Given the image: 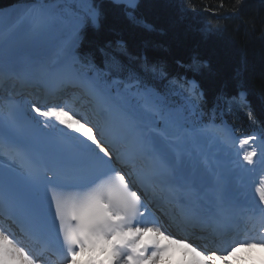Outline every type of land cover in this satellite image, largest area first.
Returning a JSON list of instances; mask_svg holds the SVG:
<instances>
[{"label": "snow or ice", "instance_id": "6c2138e0", "mask_svg": "<svg viewBox=\"0 0 264 264\" xmlns=\"http://www.w3.org/2000/svg\"><path fill=\"white\" fill-rule=\"evenodd\" d=\"M112 3L136 19L137 0ZM104 17L97 0L15 9L10 22L48 49L23 76L3 55L10 35L0 33V79L15 74L43 93L25 106L0 102V155L9 160L0 166V264H172L177 253L184 264H230L238 252L264 251V183L252 201L235 186L264 170V139L245 136L249 150L229 162L227 133L214 122L196 126L197 98L174 108L116 58L113 48L126 42L82 52ZM69 91L79 92L83 111L64 99ZM208 141L218 154L204 151ZM187 229L258 233L217 255L180 234Z\"/></svg>", "mask_w": 264, "mask_h": 264}, {"label": "trees", "instance_id": "16d2710c", "mask_svg": "<svg viewBox=\"0 0 264 264\" xmlns=\"http://www.w3.org/2000/svg\"><path fill=\"white\" fill-rule=\"evenodd\" d=\"M113 15L87 31L83 49L102 43L110 27L138 49L156 48L173 75L192 56L205 57L210 67L200 81L207 96L216 100L221 90L243 88L264 122V0H141L135 20L121 9Z\"/></svg>", "mask_w": 264, "mask_h": 264}, {"label": "bare ground", "instance_id": "6f19581e", "mask_svg": "<svg viewBox=\"0 0 264 264\" xmlns=\"http://www.w3.org/2000/svg\"><path fill=\"white\" fill-rule=\"evenodd\" d=\"M34 2L35 1L16 5L12 9L2 11V15H1L3 22L0 25V33L4 35H10V39L6 45V49L3 52V54L6 57L10 58L16 71H19L21 73V76H23V69L29 60H36L40 58L41 55H46L48 53V50L47 51L45 49L39 50L36 49L35 46H30L32 42L28 44L29 38L27 37L23 28L10 22V15L14 12L15 9L27 5H31ZM15 38H17L16 41L17 45L13 47L12 41ZM26 46L28 47V49L24 50V47ZM13 76H17V75L13 74ZM18 78L21 79L20 77ZM76 110L81 111V108L78 107L76 108ZM216 128L220 130L221 135H224V133L226 132L229 137L228 149L226 153H224V155L227 157L229 162L236 161L239 157H242L244 151L249 150V146L242 145L240 143V140L243 139L245 136L255 135L258 139H263L261 134L258 132L245 134L241 137H235L227 125L218 126ZM204 151L210 154L219 153V149L215 146V144L212 141H208V143L204 146ZM261 177H262V169L259 166H257V168L253 169L251 172H246L243 174L241 178L235 180V186L238 189L237 194H239V198L241 200H246L251 194V192L252 191L254 192L253 188H256L257 184L261 183L260 182L262 180ZM213 179L214 178L211 176V174H209V177L207 178V182L209 185L212 183ZM241 185L243 186L242 189H241ZM257 196L259 197V194H257ZM257 196L254 192V197L257 198ZM189 233L195 236V233L193 232H189ZM250 236L252 237V232L249 236L245 238H248ZM237 257H239L238 254L233 256L234 259ZM181 259L184 261L185 257L181 256Z\"/></svg>", "mask_w": 264, "mask_h": 264}, {"label": "rangeland", "instance_id": "374dc122", "mask_svg": "<svg viewBox=\"0 0 264 264\" xmlns=\"http://www.w3.org/2000/svg\"><path fill=\"white\" fill-rule=\"evenodd\" d=\"M12 9V8H11ZM0 18L2 19V17L0 16ZM0 23H1V20H0ZM17 38L13 39L12 41V46L15 47L17 45ZM31 41L29 40L28 41V44L30 43ZM30 46H34L33 43L30 45ZM36 48V47H35ZM28 47H24V50H27ZM38 49V48H36ZM46 50V49H45ZM47 51V50H46ZM4 55V54H3ZM193 96V95H192ZM190 96V97H192ZM172 102L178 106H174V108H179V109H183L184 107H189L190 106V103L186 102L182 97H177V98H173ZM196 109H197V112H198V115L200 114V110H198V104L196 102ZM198 115L195 117V121L197 120L198 118ZM261 185H259L260 187ZM259 198V197H258ZM254 234L257 235V233L255 232ZM255 236V235H254ZM261 250H256V249H252L251 251H241L239 256L240 257H237L235 258V260H237L238 258V262H244V263H248V262H251L253 264H258V260L260 257L264 258V251L260 253ZM252 252V253H251ZM230 262L232 261V257L229 259ZM260 262V261H259ZM220 264H222L220 262ZM233 264H235L234 260H233Z\"/></svg>", "mask_w": 264, "mask_h": 264}, {"label": "water", "instance_id": "95a60500", "mask_svg": "<svg viewBox=\"0 0 264 264\" xmlns=\"http://www.w3.org/2000/svg\"><path fill=\"white\" fill-rule=\"evenodd\" d=\"M139 2V0H137V3Z\"/></svg>", "mask_w": 264, "mask_h": 264}]
</instances>
